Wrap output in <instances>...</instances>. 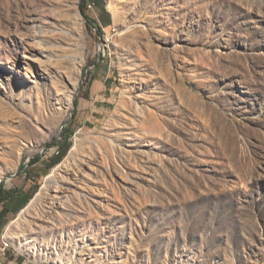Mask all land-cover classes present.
<instances>
[{
  "label": "rangeland",
  "instance_id": "374dc122",
  "mask_svg": "<svg viewBox=\"0 0 264 264\" xmlns=\"http://www.w3.org/2000/svg\"><path fill=\"white\" fill-rule=\"evenodd\" d=\"M2 185L0 264H264V0H0Z\"/></svg>",
  "mask_w": 264,
  "mask_h": 264
},
{
  "label": "crops",
  "instance_id": "0c3cea01",
  "mask_svg": "<svg viewBox=\"0 0 264 264\" xmlns=\"http://www.w3.org/2000/svg\"><path fill=\"white\" fill-rule=\"evenodd\" d=\"M105 83H106V81H103V80H99L98 82H96V80H94L93 81V86H94V91L93 92L97 94L100 91V89H102L103 85H105ZM96 101H98L97 98H96L95 102ZM102 101H106L105 102L106 104L103 103L102 106L99 107V109H101V110L105 109L106 110L108 108L107 105L109 103L113 102L112 94H108V96H106ZM104 106H105V108H104ZM97 110H98V107H96V111Z\"/></svg>",
  "mask_w": 264,
  "mask_h": 264
},
{
  "label": "trees",
  "instance_id": "16d2710c",
  "mask_svg": "<svg viewBox=\"0 0 264 264\" xmlns=\"http://www.w3.org/2000/svg\"><path fill=\"white\" fill-rule=\"evenodd\" d=\"M33 162L32 163H35V159L34 160H32ZM4 191V188H3V185H2V187H1V190H0V194L2 193Z\"/></svg>",
  "mask_w": 264,
  "mask_h": 264
}]
</instances>
